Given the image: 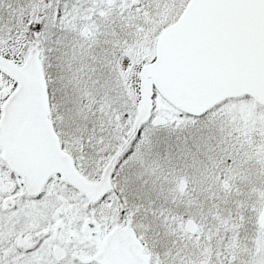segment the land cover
<instances>
[{
	"label": "snow or ice",
	"instance_id": "obj_1",
	"mask_svg": "<svg viewBox=\"0 0 264 264\" xmlns=\"http://www.w3.org/2000/svg\"><path fill=\"white\" fill-rule=\"evenodd\" d=\"M0 264H264V0H0Z\"/></svg>",
	"mask_w": 264,
	"mask_h": 264
}]
</instances>
